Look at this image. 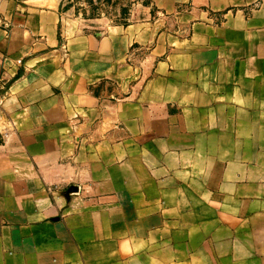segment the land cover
<instances>
[{
  "label": "crops",
  "instance_id": "crops-1",
  "mask_svg": "<svg viewBox=\"0 0 264 264\" xmlns=\"http://www.w3.org/2000/svg\"><path fill=\"white\" fill-rule=\"evenodd\" d=\"M0 264H264V0H0Z\"/></svg>",
  "mask_w": 264,
  "mask_h": 264
}]
</instances>
